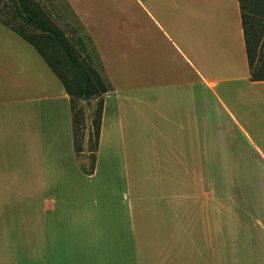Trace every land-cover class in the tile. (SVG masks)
Masks as SVG:
<instances>
[{
  "label": "crops",
  "instance_id": "obj_1",
  "mask_svg": "<svg viewBox=\"0 0 264 264\" xmlns=\"http://www.w3.org/2000/svg\"><path fill=\"white\" fill-rule=\"evenodd\" d=\"M199 1L99 0L97 8L112 17L114 37L128 40L126 53L144 54L146 66L141 81L129 55L122 60L128 64L119 65L97 43L113 88L104 95L96 166L88 177L59 178L63 143L76 155L65 88V125L56 82L35 84L45 91L34 111L0 99V264H150L164 250L179 248L186 232L187 160L203 152V138L212 141L211 120L202 126L203 87L217 103L220 85L229 94L230 84H247L245 97L259 108L257 116L243 109L240 123L220 101L264 158L245 127L256 120L251 127L264 137V80L251 79L240 1ZM71 5L86 9L79 0ZM138 138H147L155 156L145 167L150 172L139 177L131 172L137 167L132 154L142 150ZM180 138L189 139L188 147ZM100 167L103 175L94 179Z\"/></svg>",
  "mask_w": 264,
  "mask_h": 264
},
{
  "label": "rangeland",
  "instance_id": "obj_2",
  "mask_svg": "<svg viewBox=\"0 0 264 264\" xmlns=\"http://www.w3.org/2000/svg\"><path fill=\"white\" fill-rule=\"evenodd\" d=\"M37 1L48 12L54 24L64 31L73 46L83 54L88 53L93 57L94 64L105 77L107 76L103 59L99 51V56L95 51H92L93 54L90 52V40L97 50L98 43L106 49L108 55L112 54L114 61L119 59V65L128 64L122 60H127L129 55L131 65L139 68V79L144 81V54L137 57L130 52L126 53L125 50L129 49L128 40L123 36L117 39L114 37L112 17L97 8L99 0H79L80 5L86 9L77 10L71 5L76 0ZM199 2L201 6L203 0ZM13 10L12 1L0 0L1 19L13 22L10 19ZM17 21L23 23L29 33L40 32L36 27L26 25L23 19L19 18ZM96 39H99L98 42ZM219 75L223 74L212 73L211 77ZM50 81L56 82L59 122L65 125L68 120V106L61 81L32 45L0 23V99L19 102L15 104L17 108L34 111L38 106L37 98L45 91L35 84L49 85ZM230 86L229 94L225 85L217 87V103L213 95L211 97L209 91L203 87L202 126L204 129L205 121L208 123L211 120L212 141L203 138L205 150L197 155L196 161L187 160L184 170L185 238L181 232L180 247L164 250L162 256L152 258L150 264H264V232L259 225L261 216H264V186L259 181L264 159L258 157L254 150L257 147L243 136L223 103L236 115L240 123H243V109L247 112L253 110L254 116H257L259 108L250 104L249 98L245 97L249 89L245 82L232 83ZM48 92L49 90L46 93ZM25 99L27 102L22 104ZM244 100L248 101L246 107ZM92 101H89V104L86 101L81 102L84 108V125L80 135L83 133L84 136L79 142V147L82 152L75 155L74 150L63 143L64 147L60 148L62 150L58 153V171L61 179L88 177L85 172L92 165V114L97 104L96 100ZM249 121L250 124L247 123L245 127L254 142L264 150V137L259 138L257 130L251 127L256 120L250 118ZM141 140L146 145L140 144ZM146 140L147 138H138L137 146L142 150L139 149L136 155L132 154L133 165L137 163V167L131 170L133 176H145L146 171L150 172V167L145 168L146 164L155 160L154 154L149 152L150 146ZM180 141L181 145L186 142L185 146L188 147V138H180ZM147 146L148 151H145ZM116 174L123 176L125 172L116 170ZM102 175L100 167L99 174L96 173L93 178L98 179ZM61 187L64 186H59V189ZM211 188L212 191L209 190ZM210 195L211 200L207 201L206 197L209 198ZM28 239L26 235L25 240Z\"/></svg>",
  "mask_w": 264,
  "mask_h": 264
},
{
  "label": "trees",
  "instance_id": "obj_3",
  "mask_svg": "<svg viewBox=\"0 0 264 264\" xmlns=\"http://www.w3.org/2000/svg\"><path fill=\"white\" fill-rule=\"evenodd\" d=\"M8 1V0H5ZM13 3V13L10 20L1 22L12 31L30 43L44 58L46 63L57 75L70 96L73 121V135L76 154L81 151L79 142L84 136V108L81 102L96 100L93 111V149L92 165L85 172L93 174L95 171L97 150L101 134V122L104 107V95L113 88L100 69L93 62V57L82 53L61 28H58L45 8L37 0H9ZM241 17L245 37V46L252 80H264V0H239ZM36 27L39 33H29L23 23ZM55 45L53 48L52 46ZM86 46V43H84ZM90 52H97L92 40L89 42ZM87 47V46H86ZM93 54V53H92ZM100 65H102L100 61ZM80 105V106H79ZM259 158L264 159L261 153L254 148ZM262 185L264 186V167L260 168ZM260 228L264 232V216H261Z\"/></svg>",
  "mask_w": 264,
  "mask_h": 264
}]
</instances>
